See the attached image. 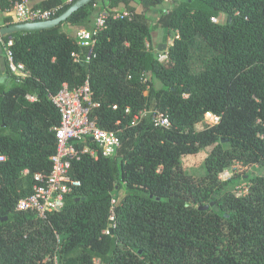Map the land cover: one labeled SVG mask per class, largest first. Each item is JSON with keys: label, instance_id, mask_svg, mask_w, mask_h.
Segmentation results:
<instances>
[{"label": "trees", "instance_id": "1", "mask_svg": "<svg viewBox=\"0 0 264 264\" xmlns=\"http://www.w3.org/2000/svg\"><path fill=\"white\" fill-rule=\"evenodd\" d=\"M75 1L43 7L63 5L56 18ZM98 1L56 27L0 38L14 40L28 74L18 79L7 63L0 81V264H264V0H102L109 16L96 56L77 62L73 52H87L77 32ZM164 1L172 8L153 24L148 12ZM123 8L132 15L115 18L112 9ZM158 28L175 33L164 60ZM87 79L99 126L121 128L118 152L74 160L82 186L46 217L18 211L34 174L53 168L61 116L52 96ZM143 109L166 112L171 126L149 116L132 124ZM207 112L220 121H206ZM211 145L207 173L187 174L182 157ZM237 162L247 170L222 179Z\"/></svg>", "mask_w": 264, "mask_h": 264}, {"label": "built area", "instance_id": "2", "mask_svg": "<svg viewBox=\"0 0 264 264\" xmlns=\"http://www.w3.org/2000/svg\"><path fill=\"white\" fill-rule=\"evenodd\" d=\"M62 7L63 5L44 8L33 5L32 0H15L11 11L15 22H36L54 18ZM113 12V16L119 19L132 15L128 9L121 11L114 9ZM108 16L107 11L102 12L96 18L92 29L83 28L78 30V44L82 49H87V52H73L75 61L85 60L89 62L92 57L96 56L94 50L98 35L104 28ZM212 21L218 22V18L213 17ZM13 44L14 40L12 38L4 41L6 60L11 72L18 79H23L28 74L25 71L24 64L15 61L12 50ZM147 46H150V44L147 43ZM164 58L160 56L161 60H164ZM93 94L90 80L87 79L82 86L74 89L64 83L62 88L52 96V101L61 116L60 124L54 127L58 146L56 153L51 157L53 168L51 172L46 174L41 172L34 174L33 191L30 195L21 197L18 200L16 205L18 211H32L37 216L46 217L48 213L61 206L66 195L75 192L82 186L81 180L74 178L71 174L74 160L80 159L84 153H90L97 158L99 152H102L104 156H113L118 152L121 146L119 136L121 128L113 131L99 126L97 116L92 114L93 109L99 105V103L93 101ZM28 98L34 99L31 96H28ZM117 107V105L114 106V108ZM130 111V108L126 109L127 113ZM147 116L151 117L150 119L155 126H171V119L168 114L159 109H143L135 113L131 122L137 124ZM206 117L211 120L212 124L220 121V116L213 112H207ZM120 123L121 121L118 122V124ZM5 159V155L0 153V162L5 161ZM24 173H27V170ZM112 203L113 205L116 203L115 198L112 199ZM111 219H114L113 215ZM55 264H59L57 259Z\"/></svg>", "mask_w": 264, "mask_h": 264}, {"label": "rangeland", "instance_id": "3", "mask_svg": "<svg viewBox=\"0 0 264 264\" xmlns=\"http://www.w3.org/2000/svg\"><path fill=\"white\" fill-rule=\"evenodd\" d=\"M169 5H172V1H167L166 2ZM159 15V14H158ZM150 21L154 24L158 21L157 18V14H155V16L151 15V17L149 18ZM159 29V34H155V43L156 45L158 44V42L161 43H166L168 46L173 42V37L175 36V33L172 31V33H167L165 31H163L161 28ZM157 30V29H156ZM1 44V41H0ZM167 46V48H168ZM167 48H162L161 50H159V48L157 47L160 56L165 57L164 59H166V55H167ZM4 61L6 62V66H7V60H6V56L4 58ZM7 71H9L8 66H7ZM205 120L208 122H211L210 119H208L206 117L205 114ZM213 120V119H212ZM205 126V122H200L196 125V129H201ZM214 147V145L211 146H206L203 147L199 150V152L197 153H189V154H185L182 157V162H183V166H184V170L187 174H191L194 176H202L205 175L207 173V166H206V157L207 155L211 152L212 148ZM247 170V167L243 166L241 163H235L234 165H232L231 167L227 168L222 174H221V178L222 179H228L230 178L233 174L236 173H243ZM237 193L239 195L246 193L247 189H248V184L243 181L241 184L238 185L237 187ZM115 196L118 197V195L115 193ZM97 262L99 263V260H97Z\"/></svg>", "mask_w": 264, "mask_h": 264}, {"label": "crops", "instance_id": "4", "mask_svg": "<svg viewBox=\"0 0 264 264\" xmlns=\"http://www.w3.org/2000/svg\"><path fill=\"white\" fill-rule=\"evenodd\" d=\"M47 0H32V4L35 6H41L43 7V4L46 2ZM61 2L64 3H70L72 0H60ZM167 1H164L163 3L153 7L149 12H148V17L150 18L151 15L155 16V14H157V18L159 19L160 15L162 14V12H166L168 10H170L172 8V5H169L166 3ZM124 9V8H123ZM106 7L104 5V3L102 2V0H99L98 3L96 4V8H95V12L94 14L90 17L89 20L86 21V26L84 28L86 29H91L94 27L95 24V20L97 18V16L101 13V12H105ZM159 14V15H158ZM11 16L14 19L13 13L12 11H7V10H2L0 8V27L4 26L5 24V18ZM15 21V20H14ZM83 29V28H81ZM80 30V29H79ZM163 30V29H162ZM164 31V30H163ZM159 29L153 31L152 33V37H153V42L155 41V34H159ZM1 44H0V81H5V79L8 76V71H7V66H6V62L4 61L5 58V51H4V40H0ZM155 43V42H154ZM156 44V43H155ZM166 43H161L158 42L157 46L159 48L160 45H163ZM167 45V44H166ZM168 46V45H167Z\"/></svg>", "mask_w": 264, "mask_h": 264}, {"label": "water", "instance_id": "5", "mask_svg": "<svg viewBox=\"0 0 264 264\" xmlns=\"http://www.w3.org/2000/svg\"><path fill=\"white\" fill-rule=\"evenodd\" d=\"M93 0H76L65 12H63L60 16L45 20V21H37V22H23V23H13L11 25H4L0 27V38L6 35H11L15 32L20 31H34V30H42L49 29L52 27H56L66 21L69 17H71L76 11L80 8L86 6ZM162 48H167L166 44L160 45L159 50ZM214 205V202L207 205L200 206V209H209ZM219 210L218 207H216ZM112 231V230H111Z\"/></svg>", "mask_w": 264, "mask_h": 264}, {"label": "bare ground", "instance_id": "6", "mask_svg": "<svg viewBox=\"0 0 264 264\" xmlns=\"http://www.w3.org/2000/svg\"><path fill=\"white\" fill-rule=\"evenodd\" d=\"M113 10H114V9H112V14L114 13ZM116 10H117V9H116ZM118 11H120V10H118ZM107 12H108V10H107ZM101 13H102V12H101ZM108 13H109V12H108ZM97 17H98V16H97ZM52 19H53V18H52ZM95 21H96V20H95ZM36 22H37V21H36ZM15 23H18V22H15ZM91 29H92V28H91Z\"/></svg>", "mask_w": 264, "mask_h": 264}]
</instances>
